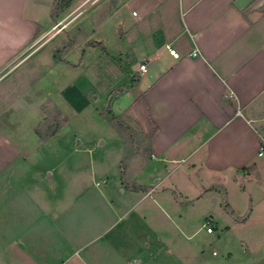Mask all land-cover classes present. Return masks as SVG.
I'll return each mask as SVG.
<instances>
[{"label": "crops", "instance_id": "0c3cea01", "mask_svg": "<svg viewBox=\"0 0 264 264\" xmlns=\"http://www.w3.org/2000/svg\"><path fill=\"white\" fill-rule=\"evenodd\" d=\"M121 1L104 5L100 28L119 32L123 23L112 18ZM54 4L0 0V264H264V216H255L264 198L254 195L264 189V0H141L133 7V27L124 31L133 46L130 75L137 79L111 101L114 115L153 134L150 158H133L128 170L148 190L125 187L120 168L112 195L107 186L69 184L68 169L52 151L55 135L37 134L43 105H57L54 47L70 27L49 35L57 28ZM102 32L97 42L107 48ZM82 50L81 63L89 47ZM44 57L54 65L41 73ZM63 60L64 70L79 67L68 54ZM18 69L24 70L10 78ZM32 74H38L33 81ZM19 108L27 120H12ZM184 162L189 174L179 172ZM193 175L204 190L225 197L235 216L226 223L221 251L194 239L198 231L189 233L191 220L180 216V251L173 258L170 250L157 251L169 241L158 226L169 219L168 209L191 206L178 198ZM230 182L249 198L244 215L231 199ZM144 198L153 202L133 217Z\"/></svg>", "mask_w": 264, "mask_h": 264}, {"label": "rangeland", "instance_id": "374dc122", "mask_svg": "<svg viewBox=\"0 0 264 264\" xmlns=\"http://www.w3.org/2000/svg\"><path fill=\"white\" fill-rule=\"evenodd\" d=\"M140 2L141 0H122L118 4L119 6L117 5L112 20L114 23L117 21L123 23L122 28L121 25H116V30H119L118 33L107 26L105 28L99 27V19L105 13L106 7L104 5L108 3V0H72L70 5L63 8L62 11H59L58 8L54 9L53 23L57 28L49 35L56 37L59 28L66 24H70V27L65 30L63 35H60L63 38L59 40L60 47L57 49L54 47V58L58 71L55 100L57 106L63 111L66 123L55 134L52 151L56 150L58 161L63 164L62 168H65L64 171L68 169V183H72L75 187L84 185L90 186L91 189L98 188L100 190V188L103 189L104 186H107L111 195L114 188H117L121 162L119 155H122L121 150L119 151L121 134L111 125L107 116H114L112 112L114 107L111 101L114 95L124 88L130 87L137 79L136 75H130L133 64V51L131 50L133 46L131 45V38H126L127 33L124 30L133 27V7L140 5ZM102 30L106 32L107 48L102 43L97 42L103 35ZM77 45H80L79 49L75 48ZM84 45L87 49L89 47V50L81 63ZM50 46L52 47L53 44L49 45L46 51ZM66 54L71 61L79 64L78 68L69 67L64 70L65 67L62 63L65 62L63 57ZM45 58L47 57L41 61V73L47 65H54V62L50 61L49 58ZM32 62L34 59L23 68L28 69ZM23 70L18 69L10 78L21 74ZM37 75L32 74L30 76L31 81ZM15 95V92L11 94V101ZM12 116V120L15 121L27 120V114L24 113L23 108L17 109ZM43 122L44 120L41 124ZM133 127L139 134L137 142L140 143L141 147L137 156H144V150L148 147V140L145 139L146 134H143L134 125ZM128 152L127 145H125L123 156ZM178 166L179 172L189 174L188 162L179 163ZM172 167L173 165L170 166V168ZM250 169L247 168L246 170ZM127 179H132L129 171ZM185 179H189V176L186 175ZM190 179V182L186 181L184 184L188 190L183 188L185 189L184 195H179L178 200L186 203L190 201L191 206L185 209H168L169 219L164 220L158 226L159 229H163L162 233L167 235L166 238H169V241H165L166 246L157 247V251L170 250L169 253L173 258L180 251L178 242L179 234H181L180 216L191 220V225L188 228L190 229L189 233L198 231L194 239L204 243L207 249L215 248L219 251L225 245L226 223L233 218L226 210L227 200L225 197L217 198L210 189L204 190L199 184L201 181L196 179L194 175ZM97 181L100 185L95 184ZM59 185H61L60 182ZM228 187L235 207L244 215L245 210L248 211L250 208L248 196L241 191L235 182H230ZM258 188L260 189V187ZM185 195L187 196L185 197ZM254 195L257 197V201L264 198V189ZM176 196V194L171 195L172 198H177ZM172 198L170 201L173 200ZM151 202H153L152 198H144V201L133 208V217L144 215L146 207L148 208ZM255 216L259 218L264 216L263 201L257 206ZM207 219L212 220L213 233H208L204 227ZM154 229L158 230V228ZM229 236L230 234L228 235L230 239ZM236 243L237 241L233 240L232 248H239V244L236 245Z\"/></svg>", "mask_w": 264, "mask_h": 264}, {"label": "trees", "instance_id": "16d2710c", "mask_svg": "<svg viewBox=\"0 0 264 264\" xmlns=\"http://www.w3.org/2000/svg\"><path fill=\"white\" fill-rule=\"evenodd\" d=\"M72 0H55L52 16L55 17L54 9L58 8L59 11H62L63 8L70 5ZM43 111L45 112L44 122L39 125L37 128V134L43 139L48 140L50 137L55 135L62 126L66 123V119L63 117V111L52 101H47L43 105ZM108 121L111 125L121 134L124 139L125 145L129 150L128 154H124L121 162L120 168L122 172V183L125 187L135 191H147V186H142L134 182L132 179H127L128 176V165L129 162L135 158L140 152V143L137 142L139 134L135 131L133 125L131 124L128 117L120 114L114 116H107ZM152 133L145 135V139L148 140V147L144 150V156L150 158L151 150V138ZM134 146V147H133ZM226 210L232 215L235 216L234 211L231 207L226 204Z\"/></svg>", "mask_w": 264, "mask_h": 264}, {"label": "built area", "instance_id": "2783aa9c", "mask_svg": "<svg viewBox=\"0 0 264 264\" xmlns=\"http://www.w3.org/2000/svg\"><path fill=\"white\" fill-rule=\"evenodd\" d=\"M135 13L136 12H134V14ZM169 49H170V53L173 55L174 58L179 59L182 57V54L179 51H177L175 48H169ZM196 53H197L196 51L193 52L194 55H196ZM139 68L142 73H145L148 70V66L144 62L140 64ZM263 153H264V140H262L260 144V150H259L260 155H262ZM204 227H206V230L208 232H213L214 228L212 227V220L207 219L204 223Z\"/></svg>", "mask_w": 264, "mask_h": 264}]
</instances>
